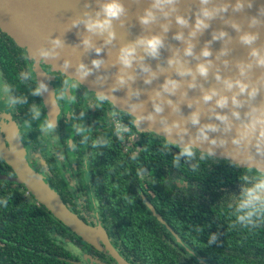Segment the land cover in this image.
I'll list each match as a JSON object with an SVG mask.
<instances>
[{
  "label": "clouds",
  "instance_id": "obj_1",
  "mask_svg": "<svg viewBox=\"0 0 264 264\" xmlns=\"http://www.w3.org/2000/svg\"><path fill=\"white\" fill-rule=\"evenodd\" d=\"M95 2L97 8L89 10L91 5L85 2L82 14L75 15L67 23V31L81 25L85 29L84 32L77 33L80 40L78 44L72 45L73 51L82 47V55L94 52L96 58L91 60L89 66L80 58L73 64L69 57H63L58 68L63 79L50 93L48 100L52 114L55 115L54 119L47 115L41 122V105L29 104L27 95L15 94L13 86L0 79V100L4 102L6 112L10 113L18 106L28 105L27 118L22 124L12 123L7 118L0 119V131H7L8 143L5 145L8 150L16 159H25V150H19L11 141H23L26 130H32L33 121L39 122L37 128L42 142L50 138L55 144L57 121L63 117L60 116L62 105H75L77 97L73 95V91L77 92L82 82L95 73L91 83L102 90H95L94 95L87 97L89 104L79 111V115L74 109L65 113L71 114L70 131L75 137L79 136V140L72 137L66 141L67 150L79 152L81 147L88 148L91 145L93 150H99V155L102 149L112 147L113 139L120 144L126 143V136L132 132V128L138 132L140 125L145 121L149 122L147 133L163 137L157 150L159 155L170 153L173 147L179 149L171 159V164L177 169H185L187 166L186 170L197 174L202 165H207L209 160L215 159L216 149L219 148L224 159L230 164L236 167L244 165V171L239 176L240 192L228 197V215L234 217L231 227L239 226L255 231L264 226V98L257 101L258 96L264 94V43H256L260 38L259 31L245 30L236 19L225 16L229 8L233 12H241L246 6L251 8L253 0H235L234 3L230 0H195L197 7L194 23H190V8L181 12V0H150L147 7L136 13L143 29L142 33L133 40L120 43L118 48L116 24L121 28L125 27L128 23V8L123 0ZM217 17L238 33L237 42L248 48L246 59L226 58L233 50V37L223 28L213 30L211 39L204 42L199 52L195 50L196 38L209 29L210 22ZM173 18L178 30L173 33L172 38L179 41L183 47L167 43V33ZM155 25H159L160 31H152ZM261 25H264V5L259 7L257 15L248 18L249 29L259 28ZM184 29H188L187 33ZM97 38L100 43H97ZM44 39L46 43L39 44L29 51L24 56L25 60L37 64L40 61L61 58V51L66 46L63 36L53 37L49 34ZM214 41L222 42V46L215 53V60L211 58L213 52L210 47ZM114 48L116 51L113 54ZM164 48L171 54L153 69L151 64L146 62V58L159 59ZM106 49L109 57L107 60L101 55ZM192 60L196 61L195 65H192ZM52 65L54 69L57 68ZM112 67H118V71L113 77V82L103 90L109 79L108 70ZM69 68H74V74L68 73ZM101 68L104 69L103 72H100ZM257 68L260 69L259 74L254 72ZM230 69L235 71L224 74L225 70ZM34 72L36 73L35 68L30 65L19 73L18 79L21 83L29 85L32 96H41L48 92V85L43 79L37 80V74ZM44 73L45 76L51 74L49 71ZM162 74L163 82L148 92L147 100L140 99L142 89L133 86L137 78H142L145 85H151ZM210 76L214 78L215 83L205 87V82ZM122 89L126 90L123 98L114 95ZM195 89L199 90L200 95L190 97L189 90ZM118 100L125 107L118 109ZM185 103L191 109L187 114L181 107ZM105 104L111 106L108 113L111 134L93 136L92 128L84 124L85 111L93 106L102 109ZM122 114L123 117L130 118L131 126L122 122ZM153 125H159V130ZM135 138L136 136H133V140ZM3 151L4 148L0 147L2 157ZM138 155L133 153L131 159H138ZM59 156L62 159L64 153L61 152ZM182 158L184 164L181 163ZM84 163H88L87 153ZM144 172L146 171L142 168L141 173ZM28 176H33L31 170ZM28 181L25 177L24 182ZM8 204V197L0 198V206L7 208ZM216 241L217 234L212 233L208 244ZM69 249L73 255L80 254V249L74 245L70 244Z\"/></svg>",
  "mask_w": 264,
  "mask_h": 264
},
{
  "label": "trees",
  "instance_id": "obj_2",
  "mask_svg": "<svg viewBox=\"0 0 264 264\" xmlns=\"http://www.w3.org/2000/svg\"><path fill=\"white\" fill-rule=\"evenodd\" d=\"M14 51L19 59L14 57ZM18 52L26 53V49L14 44L13 40L0 30V67L16 93H30L29 85L21 83L18 79L19 73L28 68L26 60L21 58ZM30 96L32 98L31 93ZM105 129L106 125L103 124V132ZM162 140L163 137H157L155 133L147 136L139 133L133 146L134 149L140 147L136 160H132L131 155L113 148H104L98 155L99 150H93L89 145V161L95 179L93 187L97 189L102 185L105 193L103 201L107 205L103 225L100 227L116 252L128 264H264V247L256 238L258 229H243V232L229 230L224 225L226 220L223 221V216L218 218L220 222L210 219L209 207L222 204L217 200L216 206H212L215 200L208 199V196L222 192L221 186L227 184L226 175L230 172L224 167V160L214 162V174L207 165H202L197 174L186 170L187 166L185 169H177L171 164V159L179 149L173 147L170 153L159 155L157 150ZM181 163L184 164L183 158ZM132 164L136 165L132 167ZM208 164L211 165L209 162ZM138 165L151 171L153 182L150 187L155 194L151 199L153 198V203L158 207L161 206L163 217L170 226L176 228V234L164 229L155 217L149 216L148 210L137 195L136 200H116V192L127 186L126 181H115L118 167H132L136 176ZM162 170L164 173L160 172ZM0 174H14L1 158ZM124 175L127 176L126 172ZM100 176L104 179L101 183ZM176 176L188 180L192 185L189 194L197 195L198 198H193L195 204L190 205L189 209L181 210L178 204H174L164 211L163 200L166 199V192L160 190L159 186L165 185L163 180ZM42 177L57 192L69 210L87 225L99 226L95 221L94 224L87 222L69 205L72 202L67 203L55 187L43 175ZM106 191L109 194H106ZM3 197L9 198V204L7 208L0 206V264H81L78 261L79 256L73 255L69 249L70 244L79 247L80 253L88 247L100 259L104 258L110 262L114 260L98 239L92 243L71 231L38 203L21 183L0 179V198ZM221 209L224 210L223 207ZM212 233L217 234V241L208 244ZM86 255L93 256L89 250H86L83 259H86Z\"/></svg>",
  "mask_w": 264,
  "mask_h": 264
},
{
  "label": "water",
  "instance_id": "obj_3",
  "mask_svg": "<svg viewBox=\"0 0 264 264\" xmlns=\"http://www.w3.org/2000/svg\"><path fill=\"white\" fill-rule=\"evenodd\" d=\"M85 2L91 5L89 10L97 8V4L95 0H0V30L10 36L13 41L18 44L20 47H24L27 52L34 50V48L39 44L46 43L44 39L47 35L51 34L53 37L61 35L66 43L65 48L61 51V58L57 60H45L43 61L45 64H49L52 68L53 65L57 67L54 70H59L58 68L62 64V60L64 56L69 57L73 64H75L77 59L83 60L85 63L91 65V60L96 58V54L94 52L86 53L82 55V47L81 49H77L73 51L72 45L78 44L80 37L77 35L78 32H84V26L81 25L79 28H73L70 31L68 30L67 23L70 18L74 17L77 14H82L85 10L84 5ZM150 0H123V3L128 8V23H126L125 27L121 28L119 24H116V44L117 48L120 43L126 42L129 40H133L137 35L141 34L143 29L141 28L136 13L137 11H142L143 8L147 7ZM231 3H234L235 0H230ZM261 5H264V0H253V6L248 8L247 6L241 12H233L231 8H229L228 12L225 13L226 17H231L236 19L241 23L242 28L250 31H259L260 38L257 40V45L264 43V25H261L259 28H248V18L252 15L258 14V9ZM181 12H185V9H191V15L189 17L190 23H194L195 19V10L196 3L195 0H181L180 3ZM223 28L226 30L229 35L233 37L232 43V52L226 57L229 60L235 59H246L248 48L243 46L237 42L238 33L232 29L229 25L224 24L223 21L217 17L210 22L209 29L205 30L203 34L199 35L196 38V51L199 52L200 48L203 46L204 42L211 39V32L213 30H218ZM178 30V26L175 23L173 18V22L170 28V31L167 33V43L172 44L173 46L183 45L172 38L173 33ZM152 31L158 32L160 31L159 25L153 26ZM185 33H187L188 29H184ZM100 39L97 38V43H100ZM222 46L221 41H214L210 47L213 52V56L211 57L215 60V53ZM116 49H113V54ZM170 51L167 48L161 50V57L159 59L146 58V62L151 64L153 69H155L157 63H162L166 60V58L170 55ZM82 55V56H81ZM101 55L105 58V60L109 59L107 49L101 53ZM192 65H195L196 61H191ZM69 74H74V68H69ZM104 69L101 68L100 72H103ZM118 71V67H112L108 70L109 79L103 87V90H106L107 87L113 82V77L115 73ZM224 74H230L228 71H235V69L225 70ZM255 74H259L260 69L254 70ZM95 77V73L90 75L87 80L82 82V85L87 87L89 90L95 92V90H102L99 86L92 84V80ZM43 79L44 82L48 85V92L42 94L43 101L47 108L48 115L53 118L52 107L48 103L49 95L52 92V86L47 76L38 74V80ZM164 80V75L162 74L159 79L154 80L151 85H145L143 83L142 78L138 77L134 82V87H139L142 89V95L140 99L147 100V94L153 88L158 87ZM215 83L214 78L210 76V79L205 82V87L210 86ZM126 90L122 89L114 93L119 98H123L125 96ZM200 95L199 90H189V96H198ZM261 98H264V94L258 96L257 101ZM172 99H176V97H172ZM116 107L119 109L121 107H125L119 100L116 103ZM150 108V104L148 106ZM185 114L191 111L185 104L181 105ZM167 114V109L166 113ZM202 119H207L206 117H202ZM12 122V121H11ZM13 123V122H12ZM149 127V122L145 121L140 125V130H147ZM154 128L159 130V125H153ZM194 131V129H192ZM7 131H4L5 136ZM161 135H164L161 133ZM175 138V137H173ZM8 139V137H7ZM187 139V137H186ZM12 144H14L19 150L23 151L22 142L19 139L12 140ZM0 147L4 148L3 157L0 158L7 163L10 168L13 170V175L0 174V179L10 180L16 183H21L26 190L35 198V200L42 204L48 211L51 212L56 218H58L62 223H64L71 231L76 233L77 235L83 237L85 240L94 243L96 239H98L107 250L108 254L115 260L116 264H128L113 248L110 244L106 233L100 227H92L83 222L75 213L69 210L65 204L60 199L57 192L51 188L47 182L44 181L42 175L35 171L27 162L26 159L18 160L15 155L10 152L3 142L0 136ZM203 147H207V145H203ZM222 150L216 149V157L224 158L222 156ZM29 165V166H28ZM243 165V164H242ZM31 170L33 173L32 177L28 176V172ZM36 176L42 177L41 179H37ZM29 179L28 183L24 182Z\"/></svg>",
  "mask_w": 264,
  "mask_h": 264
},
{
  "label": "flooded vegetation",
  "instance_id": "obj_4",
  "mask_svg": "<svg viewBox=\"0 0 264 264\" xmlns=\"http://www.w3.org/2000/svg\"><path fill=\"white\" fill-rule=\"evenodd\" d=\"M14 44L16 43L14 42ZM16 45L19 46L18 44ZM13 53L14 57L19 59L16 51H14ZM27 54V51L26 53H19L21 58H23ZM26 63L28 67L31 65L35 68L36 73L34 72V74H37V80L38 74L45 75L44 71L51 72V74H48L47 77L51 83L52 91H54V89L60 84V80L63 79V75L59 70H54L49 64H45L43 61H40L39 63L37 62L36 64L33 61L26 60ZM0 79H4L8 82L7 78L5 77V72L1 67ZM15 94L27 95L29 104H40L43 114L41 117V122L44 118H46L48 113L42 95L32 96L31 98L30 93L24 94V92H15ZM94 94L95 92L89 90L87 87L81 84L80 88L77 89V92L75 90L73 91V95H76L77 97V102L75 103V105H69L67 103L62 105L60 116L63 117L57 121L58 127L55 144L51 142L50 138L47 139L46 142H42V138L37 128L39 122L36 121H33L31 131L26 130L27 134L24 136L23 141H21L24 143L26 148V158L28 160V163L55 187V189L67 203L72 202L69 205L76 209L77 212L81 214L87 222L94 224L95 221L97 225L101 226L103 225V217L104 212H106L107 205L103 201L105 193L103 192L102 185H99V188L97 189L93 187L95 179L93 177V171L89 161V146L88 148L81 147L79 152H71L66 148V141L69 138L75 137V134L70 131L69 127L71 123V114L65 113L74 109L76 114L79 115V111L85 109L89 104V100L87 99V97ZM27 109L28 105H23L22 108L18 106L14 111L9 113L4 110V104L2 103V100H0V110L4 113H7L6 116L12 122L15 121L22 124L23 120L27 118ZM110 110L111 106L109 104H105L103 105L102 109H98L93 106L85 111L84 124L85 126L92 128L91 134L93 136L111 134L112 129L109 126L108 116ZM127 117L128 116L123 117L122 114V122L131 126L130 120ZM54 118L55 115H53V119ZM103 124L106 125V129L104 132ZM134 130L136 129L132 128V132L126 136V143L124 144H120L118 141L113 139V145L110 149H116L117 151H121V153L127 155L138 153L140 147L137 146L134 149L133 146L139 137V133H143L146 136L150 133H147V130H139L138 132L137 130ZM0 136L3 142L7 144L8 142L4 132L0 133ZM133 136H136L134 140ZM75 139L79 140V136H76ZM61 152L64 153V157L62 159L59 156ZM85 153H87V165H85L84 163ZM219 160H224V167L230 172L226 175L227 184L221 186L222 192H220L219 194L213 193L212 196H208V199L213 198L215 200L212 203V206H216L217 200L222 204L221 206L213 208L209 207V214L211 216L210 219L212 221L220 222L218 218L223 216V221L226 220V224L224 225L229 230L233 229L243 232V228L231 227L232 223H234V217L228 215L227 203L229 200V196L233 194L238 195L240 192L239 176L244 171V165L236 167L230 164L226 159L215 156L214 160L208 161L209 163H211V165L207 163V166L212 169L214 162H219ZM120 164L122 163H118V165ZM133 165L136 164H132V167ZM132 167L128 169L118 167V176L115 181L117 182L120 179L123 180L122 182L126 181L127 186L116 192V194L114 195L117 197L116 200H136L135 197L137 195L148 210V215H152L153 217H155L164 226V229L176 234V232L174 231V229L176 228H173L174 226H170L166 222V219L163 217L164 214L160 210L161 206L158 207L155 203H153V198L151 199V197L155 196L153 190L150 187V183L153 182V175L151 174V171L144 169L146 172L141 173L142 167L138 165L136 166L137 175L135 176L134 172L132 171ZM125 172L127 176L124 175ZM160 172L164 173L163 170ZM200 174L205 175V173ZM212 174H214L213 169ZM103 181L104 179L100 176L99 182L101 183ZM163 182H165V185H160L159 189L166 192V199L163 200L164 211L167 210V207H171L174 204H178L181 210H184V208L189 209L190 205L193 206L195 204L193 198L196 199L198 198V196L189 194L192 189V185L188 180L180 176H176L171 179L163 180ZM149 193L151 194L150 196ZM106 194H109V192L106 191ZM189 195L191 196V198H189ZM221 207H223L224 210H222ZM220 212H223V214L221 215ZM256 238L264 247V226L258 228ZM86 250L91 251L93 256L90 255L91 257H89L88 255H86V259H83V255H85ZM78 256V261H80L81 264H116L114 260L110 262L104 258L100 259L99 257H97V254L88 247H85V250H82Z\"/></svg>",
  "mask_w": 264,
  "mask_h": 264
},
{
  "label": "rangeland",
  "instance_id": "obj_5",
  "mask_svg": "<svg viewBox=\"0 0 264 264\" xmlns=\"http://www.w3.org/2000/svg\"><path fill=\"white\" fill-rule=\"evenodd\" d=\"M2 103L4 104V102L2 101ZM2 109H3V107H2ZM7 113H4V112H2L1 110H0V119H5V118H8L7 116ZM9 119V118H8ZM11 121V120H10ZM6 131V130H5ZM2 132H4V131H0V133H2ZM6 135H7V132H6ZM8 136H6V138H7ZM22 142V141H21ZM22 146H23V149L25 150V159H26V162L28 163V160H27V158H26V148H25V145H24V143L22 142ZM28 149V148H27ZM29 164V163H28ZM30 165V164H29ZM28 165V166H29ZM31 166V165H30ZM32 167V166H31ZM33 168V167H32ZM34 169V168H33ZM35 170V169H34ZM36 171V170H35Z\"/></svg>",
  "mask_w": 264,
  "mask_h": 264
}]
</instances>
